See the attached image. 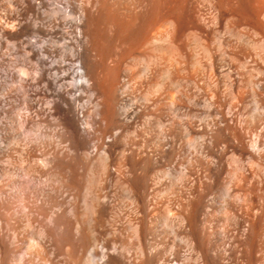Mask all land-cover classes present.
I'll return each instance as SVG.
<instances>
[{"label":"bare ground","instance_id":"6f19581e","mask_svg":"<svg viewBox=\"0 0 264 264\" xmlns=\"http://www.w3.org/2000/svg\"><path fill=\"white\" fill-rule=\"evenodd\" d=\"M0 264H264V0H0Z\"/></svg>","mask_w":264,"mask_h":264}]
</instances>
